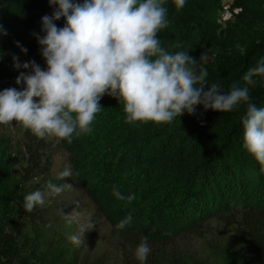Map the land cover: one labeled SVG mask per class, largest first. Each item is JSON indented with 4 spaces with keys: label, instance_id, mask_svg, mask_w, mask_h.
I'll use <instances>...</instances> for the list:
<instances>
[{
    "label": "trees",
    "instance_id": "obj_1",
    "mask_svg": "<svg viewBox=\"0 0 264 264\" xmlns=\"http://www.w3.org/2000/svg\"><path fill=\"white\" fill-rule=\"evenodd\" d=\"M195 1L186 0L177 12L174 0H165L170 23L159 32L165 48L179 50L171 48L174 42L184 48L181 16ZM52 11L47 0H0V26L5 33L0 35V84L5 79L7 87L11 77L24 71L13 66L14 56L21 64L41 57L31 33L43 35L41 17ZM54 23L62 27L64 20ZM261 57L264 32L242 50L232 48L208 70V80L220 82L227 92L234 83L243 84V74ZM256 79L250 95L258 107H264V78ZM100 103L104 108L95 115L92 131L74 137L71 144L57 143L52 137L38 139L22 129L25 162L16 191L10 187L7 147L0 141V264H8L5 257L11 250V237L1 224L3 212L16 197L44 190L49 181L62 183L50 173L52 153L58 149L65 151L64 162L73 174L79 173L68 178L82 186L111 227L116 230L121 219L133 217L130 226L116 230L120 257L110 259L103 250L85 258L84 264H139L132 250L143 237L151 246L146 264H264V171L241 146L244 106L219 113L198 105L195 114L185 113L174 122L134 121L138 126L132 127L124 122L122 102L105 95ZM114 187L136 198L130 203L119 200ZM212 217L227 218L226 231L201 227ZM188 233L201 240L183 238Z\"/></svg>",
    "mask_w": 264,
    "mask_h": 264
},
{
    "label": "clouds",
    "instance_id": "obj_2",
    "mask_svg": "<svg viewBox=\"0 0 264 264\" xmlns=\"http://www.w3.org/2000/svg\"><path fill=\"white\" fill-rule=\"evenodd\" d=\"M53 11L41 17V32L35 36L45 67L35 60L20 63L16 84L0 90V125L30 130L38 139L50 134L57 143H72L74 137L90 133L95 115L104 108L100 103L107 95L122 102L125 123L153 121L157 125L174 122L185 113L193 115L196 107L216 112H232L244 106L241 116L242 148L262 165L264 171V107H258L250 95L257 77L264 78V57L242 76L243 84L234 83L225 92L218 81L209 82L206 68L197 67V58L174 42L169 51L159 32L169 26V9L165 0H47ZM186 0H174L179 12ZM63 18L58 27L54 21ZM5 34L0 26V35ZM19 44V42H17ZM22 52H27L21 47ZM2 58V54H0ZM75 114V115H73ZM79 177L65 169L57 179ZM71 184L47 182L44 190L33 191L23 198L26 212L43 208L48 199L61 194ZM113 195L129 203L134 194L123 195L113 188ZM131 214L121 219L116 230L131 225ZM79 224V232L69 237L79 246L84 235L96 225L88 218L69 217ZM151 252L148 238L143 237L134 250L139 264H146Z\"/></svg>",
    "mask_w": 264,
    "mask_h": 264
},
{
    "label": "rangeland",
    "instance_id": "obj_3",
    "mask_svg": "<svg viewBox=\"0 0 264 264\" xmlns=\"http://www.w3.org/2000/svg\"><path fill=\"white\" fill-rule=\"evenodd\" d=\"M242 1L244 5L241 6L239 0H197L189 12L181 16L184 50L197 58L198 70L203 67L208 71L215 67L227 57L232 48L242 50L244 45L256 39L258 32H264V0ZM35 61L45 67L42 57ZM28 71L30 70L24 69L23 72ZM18 75L9 79L7 87L4 79L0 90L8 87L22 90L23 82L15 83ZM18 124L19 122H14L13 126L0 125V141L7 147V159L12 165L9 175L12 191L19 189V172L25 162L21 147L23 127ZM45 137L51 136L46 134ZM64 159V150L53 152L50 173L58 175L69 169ZM68 183L71 184L70 187H65L61 194L49 198L43 208L37 207L30 213L21 207L23 199L16 197L9 202L1 223L11 237L10 254L5 257L8 264H84L85 258L91 259L103 250L110 254V259L120 257L116 230L95 208L79 183L66 177L60 185ZM36 190L43 189L34 191ZM77 215L81 221L88 218L96 225L85 233L84 243L79 246L69 239L79 232V224L69 222V217ZM226 220L227 218L212 217L201 227L209 228L210 231H226ZM229 231L231 232V225ZM185 237L191 238V241L201 240L190 233L185 234L183 238ZM125 252L130 251L125 249Z\"/></svg>",
    "mask_w": 264,
    "mask_h": 264
}]
</instances>
